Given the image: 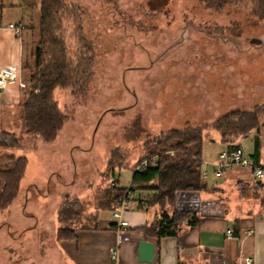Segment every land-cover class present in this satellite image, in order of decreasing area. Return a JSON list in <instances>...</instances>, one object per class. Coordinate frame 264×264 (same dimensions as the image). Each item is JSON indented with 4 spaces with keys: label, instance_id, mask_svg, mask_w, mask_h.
Instances as JSON below:
<instances>
[{
    "label": "rangeland",
    "instance_id": "374dc122",
    "mask_svg": "<svg viewBox=\"0 0 264 264\" xmlns=\"http://www.w3.org/2000/svg\"><path fill=\"white\" fill-rule=\"evenodd\" d=\"M67 1L86 10L84 29L95 51L87 89L78 96L69 89L54 90L70 118L53 149L40 147L39 139L25 132L21 107L8 131L23 146L11 151L28 160L19 193L32 189L35 206L51 212L49 197L69 191L82 201L71 225L96 226V214H112L106 205L110 182L130 185L132 169L146 153L144 139L172 128L207 126L202 159L210 160L222 148L211 124L229 111L264 103V21L246 6L214 10L199 0ZM21 4L27 29L23 59L28 60L38 2ZM115 149L122 160L113 167L107 160ZM213 169L202 162L207 177ZM56 170L61 180L53 176L49 196L35 191V178L47 190L43 173ZM247 192L252 198L254 191ZM28 209L0 211V264H60L52 220L39 209L35 220Z\"/></svg>",
    "mask_w": 264,
    "mask_h": 264
},
{
    "label": "trees",
    "instance_id": "16d2710c",
    "mask_svg": "<svg viewBox=\"0 0 264 264\" xmlns=\"http://www.w3.org/2000/svg\"><path fill=\"white\" fill-rule=\"evenodd\" d=\"M38 21L36 39L29 58L22 60L20 107L25 132L44 143L54 142L70 118L54 99L56 88L69 89L73 95L84 93L89 84L95 58L94 46L87 36L83 16L86 10L67 0H37ZM207 8L221 10L231 6H246L257 19L264 21V0H199ZM264 103L249 110H232L215 120L210 128L216 130L228 149L239 137L246 136L260 123ZM207 126H185L160 132L143 140L146 153L137 162L153 157L139 170L132 169V193L141 208L157 209L154 220L143 226L146 235L174 236L182 224H196L194 211L176 208L181 191L200 188L203 138ZM23 148L18 137L9 131L0 133V211L10 209L20 192L28 160L11 151ZM34 148V146H32ZM26 149V148H24ZM121 164L120 150H113L107 164ZM119 167V166H118ZM125 187L107 188L106 205L115 207L116 197ZM264 205V201L262 203ZM82 201L66 198L57 208L55 239L75 237Z\"/></svg>",
    "mask_w": 264,
    "mask_h": 264
},
{
    "label": "crops",
    "instance_id": "0c3cea01",
    "mask_svg": "<svg viewBox=\"0 0 264 264\" xmlns=\"http://www.w3.org/2000/svg\"><path fill=\"white\" fill-rule=\"evenodd\" d=\"M24 17L21 0H0V67L10 66L21 70L27 29L17 35L8 24L23 22ZM22 86L17 80L0 86V133L8 131L15 115L19 114ZM249 137L252 139L246 141ZM218 141L222 148L215 157L202 159L213 168L218 153L228 149L220 137ZM39 142L40 147L53 149L56 140L44 143L39 139ZM233 144L241 147L255 163L264 165V117L256 129L237 138ZM236 167H243L244 170H235ZM227 168H231V171H226ZM203 171L201 168L199 190L181 191L177 195L176 208L194 211L196 224H182L176 235L160 239L146 235L142 230L143 226H148L154 220L157 209L141 208L135 198L136 193L131 194L128 208L121 212L129 225L126 229L118 226L111 204L109 208L106 207L112 212L110 218L96 214V226H78L73 239L61 241L55 239L57 208L70 195L77 197L74 194L66 191L51 195L49 212L35 206L37 199L34 200L32 189H27L19 193L11 208H30L27 212L35 220L39 219L34 215L39 209L44 218L52 220L54 250L60 264H242L245 256H250L253 264H264V176L255 178L250 169L244 166L226 167L220 177L214 176L212 171L210 176L203 177ZM43 174V177H47V190L43 189L39 177L35 178L33 185L35 191L49 196L53 176L59 180L62 173L56 170ZM235 188L239 189L238 193ZM247 189L254 191L252 198L248 196ZM227 230L232 232L230 237H227ZM144 239L154 243L151 263L138 261V245ZM66 260L69 263H65Z\"/></svg>",
    "mask_w": 264,
    "mask_h": 264
},
{
    "label": "built area",
    "instance_id": "2783aa9c",
    "mask_svg": "<svg viewBox=\"0 0 264 264\" xmlns=\"http://www.w3.org/2000/svg\"><path fill=\"white\" fill-rule=\"evenodd\" d=\"M9 28H11L15 34H19L25 27L22 22L9 23ZM19 81L21 85V70L10 66L0 67V86L5 85L9 81ZM149 161H153V157L148 159H143L138 162L133 170H139L146 166ZM215 168L212 174L216 177L222 175L223 170L229 166H244L250 169L255 178H262L264 176V165L255 163L253 159L245 155L243 149L239 146H234L231 149H224L218 153L216 161L213 163ZM203 177H207V172H202ZM110 186H117V180H112ZM132 194V186L129 185L125 187L122 193L116 197V203L113 211V216L117 218V224L119 227L126 229L129 225L125 219L122 218L121 212L128 208L129 197ZM232 235L231 230H227V237ZM115 257V254L112 256ZM208 264V263H206ZM242 264H253L252 258L250 256H245Z\"/></svg>",
    "mask_w": 264,
    "mask_h": 264
},
{
    "label": "water",
    "instance_id": "95a60500",
    "mask_svg": "<svg viewBox=\"0 0 264 264\" xmlns=\"http://www.w3.org/2000/svg\"><path fill=\"white\" fill-rule=\"evenodd\" d=\"M154 257V243L148 240H141L138 245V261L151 263Z\"/></svg>",
    "mask_w": 264,
    "mask_h": 264
}]
</instances>
